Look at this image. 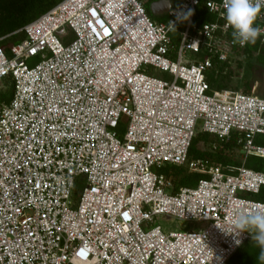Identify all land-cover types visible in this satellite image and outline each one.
I'll list each match as a JSON object with an SVG mask.
<instances>
[{"label":"built area","instance_id":"built-area-1","mask_svg":"<svg viewBox=\"0 0 264 264\" xmlns=\"http://www.w3.org/2000/svg\"><path fill=\"white\" fill-rule=\"evenodd\" d=\"M201 4L214 19L195 25ZM161 15L143 0H60L0 45V79L13 82L0 104V264H225L251 239L232 218L264 206L248 196L264 171L244 165L264 158V95L209 92L213 58L241 47L224 0L170 1ZM199 121L220 140L237 133L241 164L188 158ZM165 164L204 176L174 191ZM157 214L205 225L163 232Z\"/></svg>","mask_w":264,"mask_h":264},{"label":"trees","instance_id":"trees-1","mask_svg":"<svg viewBox=\"0 0 264 264\" xmlns=\"http://www.w3.org/2000/svg\"><path fill=\"white\" fill-rule=\"evenodd\" d=\"M60 0H0V45L7 51L9 47L25 37L22 31H17L26 23L38 17L41 13L55 5ZM157 0H143V4L148 15L155 21H164L166 15H155L150 9V4ZM175 3L177 0H170ZM214 19L213 14L207 11L204 5H199L193 17V23L200 25L204 22ZM181 28V24L177 25V30ZM171 39L174 44L179 39V33L173 31ZM264 52V42L256 41L255 44H246L244 47H233L225 61H219L213 58V66L205 72V79L209 84V92L226 88V83L231 76L233 66L238 63L237 60L249 58L247 65L253 69L256 78H259L261 66L264 62V57L260 56ZM202 56L203 53H198ZM254 61L252 62V60ZM238 67V65H237ZM258 73V75H257ZM0 81L5 83V89L0 92V104L9 102L13 92V82L10 76L3 77ZM252 81H244L245 86L249 89L252 86ZM238 90V89H236ZM251 93L255 89L243 91ZM257 92V91H256ZM124 125L120 122L118 130L122 131ZM254 143L264 146V134H256ZM208 144L207 149L203 148ZM216 144V148L212 146ZM235 152H240V145L237 144V133H232L227 140H220L216 135L205 132L201 127L195 129L192 141L188 150V158L196 159L203 158L212 162L221 163L223 165L241 164V156H235ZM244 165L248 168L264 171V158L255 155L246 157ZM161 171L171 175L173 179V190H178L180 187L193 186L198 179L204 175L197 172H190L185 166L176 164H165L161 167ZM78 192V188L74 189L73 196ZM248 196L254 200L264 202V185H262L256 193H250ZM251 240V239H250ZM247 240L243 243L234 254L226 261L225 264H259L256 257L259 254V248L255 242Z\"/></svg>","mask_w":264,"mask_h":264},{"label":"clouds","instance_id":"clouds-1","mask_svg":"<svg viewBox=\"0 0 264 264\" xmlns=\"http://www.w3.org/2000/svg\"><path fill=\"white\" fill-rule=\"evenodd\" d=\"M225 19L233 29L232 42L241 47L255 44L264 33V29L256 26V20L262 10L261 0H224ZM189 15L191 10H189ZM235 232L250 234L251 239L259 248L256 257L259 264H264V206L253 211H239L232 218Z\"/></svg>","mask_w":264,"mask_h":264},{"label":"rangeland","instance_id":"rangeland-1","mask_svg":"<svg viewBox=\"0 0 264 264\" xmlns=\"http://www.w3.org/2000/svg\"><path fill=\"white\" fill-rule=\"evenodd\" d=\"M260 56L264 57V52ZM193 57L196 60H200L202 59L203 56L201 54H193L192 52H188L186 58L190 59ZM38 59L39 57L36 56L30 59V62H35ZM237 61L238 63L233 66V70H235V72L234 71L231 72V76L229 77L226 83L227 85L226 88L238 89V90L241 89L243 91H247L253 88L257 91V94H259L260 96L264 95V62L260 64L261 71L259 73V78H256L255 77L256 74H254L255 71L247 65L248 61H250L248 57L239 59ZM253 61L254 59L252 60V62ZM150 73L158 77H163L167 79L170 78V75L167 72H162L159 69L153 67H150ZM245 80L247 81L253 80L252 86L249 89L244 84ZM5 85L6 84L3 83V81L2 82L0 81V92L5 89ZM198 127H200V121L198 122ZM207 145L208 144L204 145L203 148L207 149L208 147ZM234 154L237 157L241 156V152H235ZM152 224L159 225L163 232H171V231L186 232L190 230H194V231L202 230V228L205 225V222L197 221V220H182L172 216H167L165 214H157L154 216ZM251 241L252 239L249 242Z\"/></svg>","mask_w":264,"mask_h":264},{"label":"water","instance_id":"water-1","mask_svg":"<svg viewBox=\"0 0 264 264\" xmlns=\"http://www.w3.org/2000/svg\"><path fill=\"white\" fill-rule=\"evenodd\" d=\"M170 7L169 0H161L158 2H154L150 4V9L153 14L161 15L162 13L166 12Z\"/></svg>","mask_w":264,"mask_h":264}]
</instances>
